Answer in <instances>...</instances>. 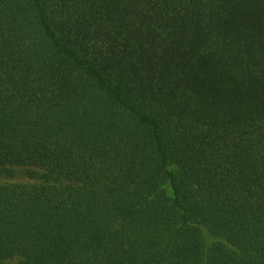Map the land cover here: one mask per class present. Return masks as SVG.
<instances>
[{
	"label": "trees",
	"instance_id": "16d2710c",
	"mask_svg": "<svg viewBox=\"0 0 264 264\" xmlns=\"http://www.w3.org/2000/svg\"><path fill=\"white\" fill-rule=\"evenodd\" d=\"M0 264H264V0H0Z\"/></svg>",
	"mask_w": 264,
	"mask_h": 264
},
{
	"label": "rangeland",
	"instance_id": "374dc122",
	"mask_svg": "<svg viewBox=\"0 0 264 264\" xmlns=\"http://www.w3.org/2000/svg\"><path fill=\"white\" fill-rule=\"evenodd\" d=\"M35 180L28 177V171L26 169H17L13 177L0 175V182H24L31 183Z\"/></svg>",
	"mask_w": 264,
	"mask_h": 264
}]
</instances>
